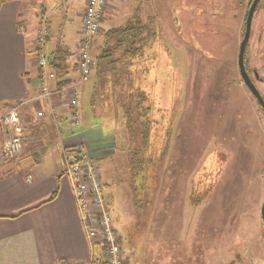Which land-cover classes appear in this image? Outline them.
<instances>
[{
	"label": "crops",
	"instance_id": "crops-1",
	"mask_svg": "<svg viewBox=\"0 0 264 264\" xmlns=\"http://www.w3.org/2000/svg\"><path fill=\"white\" fill-rule=\"evenodd\" d=\"M36 1L0 0V119L14 109L23 130L19 156L0 164V264H86L90 259V247L69 181L63 175L66 154L70 150H84L97 168L98 162L114 158L118 151L127 154L131 148L132 124H128L126 112L131 120L135 118L134 127L146 131L149 137L159 130L160 125L162 137L168 136L170 117L162 123L150 118L153 113L163 116L167 103L160 79L166 53L160 48L158 64L155 58V44L161 40L162 34L159 26L162 25L167 36H163L164 40L172 41L171 30L165 32L164 26L176 35L179 65L181 55L185 54L183 40L188 34L185 33L188 24L202 21V18H196L199 0H191L195 16L190 15L192 12L188 11L185 0L166 2V13L163 2L156 6L153 0H108L100 31L91 44L94 68L90 77L80 82L77 60L73 56L65 77L68 83L61 86L57 85L47 63L57 44L69 50L61 38L54 40L49 26V17L58 5L55 4L47 13L44 0ZM30 2L38 4L36 9L39 10L31 11L33 16L28 14ZM56 3L61 6V0ZM85 4L86 0H66L65 7L74 11L70 12L71 16L79 12L80 27ZM43 19L49 36L43 47L46 65L40 69L35 52L36 37ZM155 25L159 28L158 35ZM132 34L135 39L130 44L127 40ZM79 36L75 40L74 53L69 50L72 54L78 51ZM117 40L121 42L116 44ZM48 46L50 51L47 52ZM107 51L110 57L101 59ZM42 80L50 93L49 102L40 96L38 85ZM70 90H76L80 95L77 124L72 119L68 98ZM168 98L171 100V96ZM37 113H42V116L38 117ZM161 120L164 119L161 117ZM105 184L102 181L103 188ZM249 189L247 207H244L247 203L245 195L243 205L241 199L233 195V200L221 210L225 213L222 218L224 227L261 228V206L257 208L259 187L251 198L255 202L253 207ZM131 199L134 200L133 195ZM201 202L203 199L196 202L192 215L186 220L182 211L172 216L178 204L181 208L182 205L177 201L172 203L169 195H165L161 210L158 207L152 210L150 219H147L149 228H155L150 232L153 235L146 240L148 242H143L142 246L131 244L129 249H124L120 239L124 264H186L183 256L174 255L170 248H177L181 228H200L203 221L200 218L204 215L199 209L205 208ZM137 211L133 204L134 219L142 222V212L139 214ZM207 212L205 217L210 215L211 219L222 215L212 207ZM215 220L214 228L219 222ZM233 235L232 232L227 238L232 239ZM249 235L238 241L242 242ZM256 242V255L260 253L264 257L262 245ZM156 246L157 249L161 246L162 251L151 253L150 250ZM244 255L228 251L220 260H216V255L211 264H254V259L244 263ZM194 263L197 264V260Z\"/></svg>",
	"mask_w": 264,
	"mask_h": 264
},
{
	"label": "rangeland",
	"instance_id": "rangeland-1",
	"mask_svg": "<svg viewBox=\"0 0 264 264\" xmlns=\"http://www.w3.org/2000/svg\"><path fill=\"white\" fill-rule=\"evenodd\" d=\"M56 1L43 2L47 13L52 11L55 4L58 5L49 17L51 33L54 34L55 41L61 38L74 53L75 40L80 34V21L77 16L79 12L71 16L74 11L65 7L66 0H61V6ZM154 1L157 6L161 2L165 5L166 2L168 4V1L174 0H153V4ZM203 1L209 4L203 10L207 13L206 19L185 36L183 44H186V48L185 54L180 58L181 65H178L179 58L177 60L176 35L172 29L164 26L165 32L171 30L172 41L164 40L163 36H167L163 33L162 25L159 26L162 34L161 40L155 44V58L158 64L160 48L166 53V63L160 79L163 81L167 103L166 112L161 116L164 120L155 113L150 115V118L154 122L157 119L162 123L170 117L168 136L162 137L163 130L160 125L161 129L156 130L146 146L142 141L144 131L138 126L134 127L135 118L132 119L131 149L138 154L133 161L137 170L134 167L133 170L129 168L126 153L121 154L119 151L114 158L98 162V172L106 183L103 196L107 201L112 227L119 235L124 249H129L131 244L142 246L143 242H148L146 240L153 235L150 232L155 228H149L147 219H150L152 210L157 207L161 210L163 199L168 194L172 203L177 201L182 205L181 208L178 204L175 210L172 205L173 217L182 211L187 220L200 199H203L201 203L205 206L199 209L203 212L201 215H204L200 218L203 219L200 228H181L177 248H170L174 255L183 256L186 264H195L194 260H197V264H200L201 260L202 264H211L216 255V260H220L228 251L233 254H246L244 263L254 259V264H264V257L260 253L256 255V241H259L258 244H261L264 250L262 221L261 228H226L222 219L225 213L221 211L233 200V195L241 199L242 205L245 195L247 203L244 207H247L249 199L246 196L249 188L251 207L255 203L251 198L256 187H259L257 208L262 205L264 198V114L244 87L237 67L244 21L235 18L233 14L237 13L239 16L242 7L237 5L239 0H234V3L233 0ZM38 2L39 0L36 1ZM36 3H28L31 5L28 8V14L31 16L34 14L32 9L39 10L36 9ZM167 4L164 7L165 13ZM240 13L243 14L242 11ZM253 22L247 50V66L256 72L255 86L264 95V82L261 81L264 80L262 12L258 15L255 13ZM170 26L175 29V26ZM159 28L155 25L157 35ZM187 28L189 30L191 26L188 25ZM187 31L185 33L189 32ZM49 49L48 46L47 52ZM77 54L78 51L74 54L75 61ZM168 96H171L172 104ZM0 135L2 164L17 158L21 149L13 157L3 155L1 148L6 133L1 126ZM148 159L154 161L149 163ZM134 173L137 175L132 178ZM132 188L134 192L131 191ZM132 195L134 200L131 199ZM211 202L213 205H210ZM133 204L136 211L139 209L142 212L137 211L141 213L142 222L135 221ZM211 207L222 215L212 219L209 214L205 217ZM214 218L219 220L216 228L213 222L217 220ZM232 232V239L227 238ZM247 235V239L238 241ZM155 250L160 253L161 246L159 249L156 246V249L150 251L154 253Z\"/></svg>",
	"mask_w": 264,
	"mask_h": 264
},
{
	"label": "built area",
	"instance_id": "built-area-1",
	"mask_svg": "<svg viewBox=\"0 0 264 264\" xmlns=\"http://www.w3.org/2000/svg\"><path fill=\"white\" fill-rule=\"evenodd\" d=\"M107 2L108 0H86L76 62L80 82L87 80L93 71L94 60L91 55V44L100 31ZM41 22V28L36 37L35 58L37 66L43 69L46 65L43 47L49 31L45 20ZM38 87L40 96L49 102L50 93L45 81L39 82ZM79 97L76 90H70L68 98L74 124L78 122ZM37 116H42V113H37ZM0 126L6 133L1 153L13 157L21 149L23 131L16 110L13 109L2 117ZM63 175L69 181L81 226L90 247V259L86 264H124L120 238L111 224L100 174L88 153L81 149L67 152Z\"/></svg>",
	"mask_w": 264,
	"mask_h": 264
},
{
	"label": "trees",
	"instance_id": "trees-1",
	"mask_svg": "<svg viewBox=\"0 0 264 264\" xmlns=\"http://www.w3.org/2000/svg\"><path fill=\"white\" fill-rule=\"evenodd\" d=\"M129 29V28H127ZM118 32V31H117ZM129 39L127 40V42H129L130 44L133 42V39H135V36H133V34L130 36L128 35ZM121 40H117V43H120ZM108 51L106 52V56H102L101 59L105 58H109L110 54H107ZM129 53H131V50L129 51ZM74 56V54H72L65 46L61 45V44H57L56 48L54 49L53 53L47 58V63H48V67L50 68V70L53 72V75L55 77V79L58 82V86L64 85L66 83H68V80L65 79V77L68 75L70 67V60L71 58ZM99 60V59H98ZM97 62V59H96ZM73 67V66H72ZM126 79V78H125ZM128 114V115H127ZM126 118H128V124H132V120L130 118V114L126 112ZM130 118V119H129ZM134 123V121H133ZM143 143L147 146L148 141L150 140V137L148 136L147 132L145 131L143 133ZM131 140V145H133V139L130 138ZM146 142V143H145ZM144 145V146H145ZM127 159L129 162V168L133 170L134 169L137 170V168L135 166H133V161L137 158V153L132 150L130 148V150L127 152ZM154 160H150L148 159V162H153ZM136 173L133 174V176H131L132 178H134L136 175ZM132 175V173H131ZM133 190V188L131 189V191ZM134 192V190L132 191ZM55 197V194L50 198V200H52Z\"/></svg>",
	"mask_w": 264,
	"mask_h": 264
},
{
	"label": "flooded vegetation",
	"instance_id": "flooded-vegetation-1",
	"mask_svg": "<svg viewBox=\"0 0 264 264\" xmlns=\"http://www.w3.org/2000/svg\"><path fill=\"white\" fill-rule=\"evenodd\" d=\"M253 1H254V0H239L238 3H237V5L239 6V8L242 7V9H241L240 11H242L243 14L240 13V11H239V16H237V13H234V14H233V16H235V18H239V19H241V20L244 21V23L242 24L243 26H242V28H241V33H242V34H241V40H242L243 35H244V32H245V21H246V18H247V15H248V12H249L250 6H251V4H252ZM263 2H264V0H259L258 3L256 4V6L254 7V11H253V15H252V20H251V26H250L249 39H248V42H247V44H246V46H245V52H244V67H245V71H246V73H247V75H248L250 81L252 82V84H253L254 86H255V81H254V80L257 79V74H256V72H254L253 70H250V69L248 68V66H247V50H248L249 40H250V36H251V31H252V29H253L254 15H255L256 12H257V15H258L259 12H262V14L264 15ZM233 3H234V0H233ZM185 5L188 7V11H191V12H192L190 15L195 16V15H194V12H195V11H194V9L192 8V7L194 6V3H193L191 0H185ZM196 6H197V9H195V10H197V12L199 13V14H196V15H197L196 18H199V19L202 18L203 20H202V21H198V22L195 21V23L192 24V25H191V24H188V25L191 26V28H190L188 34H190L191 31H192L193 29H195L197 25L203 24L202 22L204 21V19H206L205 14H207V13H204L203 10H204V7H205V6L208 7L209 4L207 5V2H206V1L199 0V1H197ZM217 14H218V13H217ZM241 14H242V15H241ZM240 16H242V17H240ZM193 25H194V26H193ZM193 32H194V31H193ZM195 33H196V30H195ZM238 51H239V48H238ZM237 67H238V65H237ZM238 72H239V70H238ZM239 76H240V73H239ZM252 76H253L254 79L252 78ZM240 78H241V76H240ZM241 80H242V79H241ZM261 81L264 82L263 79H262ZM242 82H243V81H242ZM243 85H244V83H243ZM244 87L246 88L245 85H244ZM255 88H256V86H255ZM256 89H257V88H256ZM246 90L248 91L247 88H246ZM257 90H258V89H257ZM248 92H249V91H248ZM258 92H259V90H258ZM249 94L251 95L250 92H249ZM259 94H260V96L262 97V99H263V101H264V95H262L260 92H259ZM251 96H252V95H251ZM252 98L254 99L255 103H257V101L255 100V98H254L253 96H252ZM257 105H258L259 109L262 111V113L264 114V111L261 109V107L259 106L258 103H257Z\"/></svg>",
	"mask_w": 264,
	"mask_h": 264
},
{
	"label": "water",
	"instance_id": "water-1",
	"mask_svg": "<svg viewBox=\"0 0 264 264\" xmlns=\"http://www.w3.org/2000/svg\"><path fill=\"white\" fill-rule=\"evenodd\" d=\"M259 0H254L250 6L246 21H245V32L243 35V38L241 40V43L239 45V51H238V57H237V65H238V70L241 76V79L248 89V91L251 93V95L255 98L261 109L264 111V101L262 97L260 96L258 90L255 88V86L252 84L250 81L244 67V52H245V46L248 42L249 39V33H250V26H251V20H252V15L254 11V7L258 3ZM260 214H261V221L263 225V232H264V198L263 202L261 205L260 209Z\"/></svg>",
	"mask_w": 264,
	"mask_h": 264
}]
</instances>
